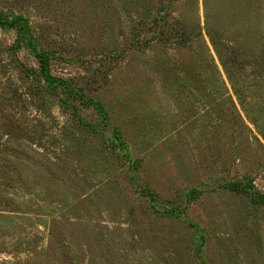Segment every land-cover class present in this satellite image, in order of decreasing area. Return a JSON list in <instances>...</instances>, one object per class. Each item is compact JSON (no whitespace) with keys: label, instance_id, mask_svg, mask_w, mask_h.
<instances>
[{"label":"rangeland","instance_id":"1","mask_svg":"<svg viewBox=\"0 0 264 264\" xmlns=\"http://www.w3.org/2000/svg\"><path fill=\"white\" fill-rule=\"evenodd\" d=\"M0 14V264H264V0Z\"/></svg>","mask_w":264,"mask_h":264},{"label":"trees","instance_id":"2","mask_svg":"<svg viewBox=\"0 0 264 264\" xmlns=\"http://www.w3.org/2000/svg\"><path fill=\"white\" fill-rule=\"evenodd\" d=\"M0 26L17 31L18 43H25L31 54L39 61L40 74L46 83L50 85L59 83V80L50 74V60L52 58V54L48 51L40 50L37 47L28 19L21 16L10 19L0 14Z\"/></svg>","mask_w":264,"mask_h":264}]
</instances>
